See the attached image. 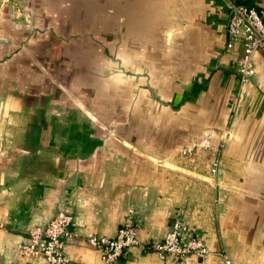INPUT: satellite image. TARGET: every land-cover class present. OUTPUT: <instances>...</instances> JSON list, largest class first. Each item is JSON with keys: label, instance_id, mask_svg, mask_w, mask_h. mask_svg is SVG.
Listing matches in <instances>:
<instances>
[{"label": "crops", "instance_id": "obj_1", "mask_svg": "<svg viewBox=\"0 0 264 264\" xmlns=\"http://www.w3.org/2000/svg\"><path fill=\"white\" fill-rule=\"evenodd\" d=\"M49 1L56 31L0 24V264H45L17 247L64 205L69 264H103L87 238L128 217L138 245L119 264H223L143 249L174 215L233 264H264V54L240 87L241 46L226 50L233 6L264 0Z\"/></svg>", "mask_w": 264, "mask_h": 264}, {"label": "built area", "instance_id": "obj_2", "mask_svg": "<svg viewBox=\"0 0 264 264\" xmlns=\"http://www.w3.org/2000/svg\"><path fill=\"white\" fill-rule=\"evenodd\" d=\"M226 50L233 52L241 46V55L236 63L239 86L243 87L255 74L254 57L264 54V7L246 5L233 6L227 20ZM226 134L217 148H209L214 160L210 164L211 178L214 180L220 165V154L224 147ZM192 148L180 151L181 157L190 156ZM72 215L69 207L62 209L44 226L30 230L28 241L17 247L20 257L27 259H42L45 264H69L65 251V241L72 237L70 227ZM138 225L128 217L115 236H90L87 244L101 253L103 264H119L126 252L138 245ZM162 260L178 262L187 257L205 259L210 255L221 258L223 264H233L232 260L223 252H212L205 242L191 233L188 226L179 217L170 216V227L165 237L152 244L143 246Z\"/></svg>", "mask_w": 264, "mask_h": 264}, {"label": "rangeland", "instance_id": "obj_3", "mask_svg": "<svg viewBox=\"0 0 264 264\" xmlns=\"http://www.w3.org/2000/svg\"><path fill=\"white\" fill-rule=\"evenodd\" d=\"M46 1H48L50 5L54 4V2L52 4L51 1L49 0ZM46 1L45 0H8L7 3L8 7L6 8L4 7L5 9L2 8L3 15H2V19L0 18L1 19L0 24L6 25L9 28V30L12 29L14 32H17L18 34L22 35L24 38L32 37L33 35H34L33 37H35L37 33H39L40 31L46 28H49L52 31L54 30L56 31L57 28L54 27L53 21L48 22L49 20L47 21L46 19L48 17H52V15H48L49 12H47L44 8ZM63 2L68 4V0H65ZM55 3H56L55 4L56 7L60 6L58 4L60 3V1L57 0V2ZM1 40L2 39H0V42H3ZM222 150H221V154H222ZM216 177L217 175L215 176L214 181H216Z\"/></svg>", "mask_w": 264, "mask_h": 264}, {"label": "water", "instance_id": "obj_4", "mask_svg": "<svg viewBox=\"0 0 264 264\" xmlns=\"http://www.w3.org/2000/svg\"><path fill=\"white\" fill-rule=\"evenodd\" d=\"M220 177H221V173H219V175H218V181H220Z\"/></svg>", "mask_w": 264, "mask_h": 264}]
</instances>
